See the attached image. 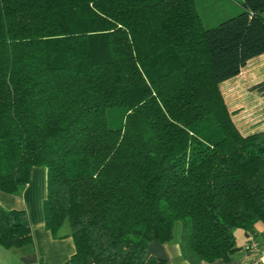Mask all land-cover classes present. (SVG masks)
<instances>
[{
	"label": "trees",
	"instance_id": "obj_1",
	"mask_svg": "<svg viewBox=\"0 0 264 264\" xmlns=\"http://www.w3.org/2000/svg\"><path fill=\"white\" fill-rule=\"evenodd\" d=\"M206 27L196 0H0V190L47 171L45 225L66 264L230 261L264 223V129L242 133L221 82L264 53V0ZM181 228L176 237L177 223ZM0 244L33 246L0 203Z\"/></svg>",
	"mask_w": 264,
	"mask_h": 264
},
{
	"label": "crops",
	"instance_id": "obj_2",
	"mask_svg": "<svg viewBox=\"0 0 264 264\" xmlns=\"http://www.w3.org/2000/svg\"><path fill=\"white\" fill-rule=\"evenodd\" d=\"M229 109L233 115L235 111L230 107ZM46 179V168L35 166L32 169L29 183L19 193L10 194L0 190V203L4 207L25 209L28 212L34 238L33 246L23 248L7 249L0 244V264H66L76 252L74 239L70 235V227L61 230L66 234L62 238H54L51 231L46 228L43 209V201L46 197ZM254 234L260 243V255L264 261L263 222H258L255 225ZM235 235L240 249L232 255V259L225 261L219 258L209 264H248L250 256L245 251L248 235L242 228L235 231ZM148 248L152 254L163 258L165 264H191L182 257L178 240L168 243L152 241Z\"/></svg>",
	"mask_w": 264,
	"mask_h": 264
},
{
	"label": "rangeland",
	"instance_id": "obj_3",
	"mask_svg": "<svg viewBox=\"0 0 264 264\" xmlns=\"http://www.w3.org/2000/svg\"><path fill=\"white\" fill-rule=\"evenodd\" d=\"M242 1L196 0V3L205 26L213 27L242 12ZM221 88L229 107L235 111L234 120L242 133L264 129V53L250 58L242 73L221 82ZM67 227H70L68 220L62 229ZM180 228L178 222L176 237Z\"/></svg>",
	"mask_w": 264,
	"mask_h": 264
},
{
	"label": "built area",
	"instance_id": "obj_4",
	"mask_svg": "<svg viewBox=\"0 0 264 264\" xmlns=\"http://www.w3.org/2000/svg\"><path fill=\"white\" fill-rule=\"evenodd\" d=\"M246 254L250 256L248 264H263L264 261L260 255V243L254 233L248 234V243L245 246Z\"/></svg>",
	"mask_w": 264,
	"mask_h": 264
}]
</instances>
